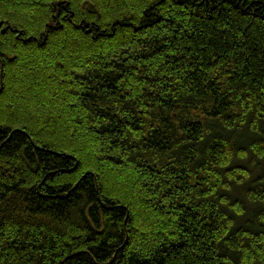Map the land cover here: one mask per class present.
<instances>
[{
    "label": "trees",
    "instance_id": "trees-1",
    "mask_svg": "<svg viewBox=\"0 0 264 264\" xmlns=\"http://www.w3.org/2000/svg\"><path fill=\"white\" fill-rule=\"evenodd\" d=\"M0 264H264V0H0Z\"/></svg>",
    "mask_w": 264,
    "mask_h": 264
}]
</instances>
